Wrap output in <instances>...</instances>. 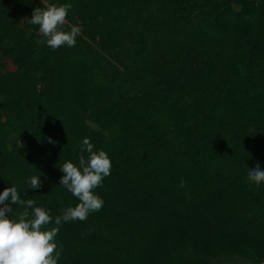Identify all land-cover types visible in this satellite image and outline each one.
<instances>
[{
	"label": "trees",
	"instance_id": "16d2710c",
	"mask_svg": "<svg viewBox=\"0 0 264 264\" xmlns=\"http://www.w3.org/2000/svg\"><path fill=\"white\" fill-rule=\"evenodd\" d=\"M65 3L81 31L53 50L29 19ZM0 55V192L54 220L79 202L59 181L83 139L111 161L57 264H264V182L247 177L264 170V0H0Z\"/></svg>",
	"mask_w": 264,
	"mask_h": 264
},
{
	"label": "clouds",
	"instance_id": "9594fccd",
	"mask_svg": "<svg viewBox=\"0 0 264 264\" xmlns=\"http://www.w3.org/2000/svg\"><path fill=\"white\" fill-rule=\"evenodd\" d=\"M71 8L70 3H65L47 4L46 7L32 10L29 23L39 26V32L53 50L64 45H76L81 29L70 25V31L63 30ZM81 151L88 153L87 158L80 155L79 166L70 161L63 163L60 167L63 175L59 181L79 202L74 207L63 209L62 215L56 216L54 220L50 210L35 206L32 199H21L15 186L6 187L0 192V264H57L60 252L57 251L54 238L62 223L85 221L91 212L102 209L104 201L94 193V189L101 187L103 179L111 174L110 158L104 150H94L87 137L83 139ZM247 177L257 186L264 182V170L259 163L248 168ZM183 186L184 181L181 180V187ZM41 187L39 177L32 176L27 188ZM12 205L22 206L23 211L14 214ZM14 216H18V220ZM53 222L55 226L44 227Z\"/></svg>",
	"mask_w": 264,
	"mask_h": 264
},
{
	"label": "rangeland",
	"instance_id": "374dc122",
	"mask_svg": "<svg viewBox=\"0 0 264 264\" xmlns=\"http://www.w3.org/2000/svg\"><path fill=\"white\" fill-rule=\"evenodd\" d=\"M0 60L3 61L5 64L4 69L12 70L15 68L14 63L11 61L9 57L0 55ZM148 82H150V84H153L155 81L154 79H148ZM92 125L94 124L92 123ZM13 140L17 141L20 144V146L26 151L31 150L33 148V145L28 140L15 136H13ZM212 263L213 264H253L249 262L246 258L240 256H222L219 258H213Z\"/></svg>",
	"mask_w": 264,
	"mask_h": 264
}]
</instances>
